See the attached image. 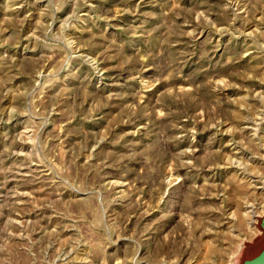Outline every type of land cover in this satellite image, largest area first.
I'll return each instance as SVG.
<instances>
[{
  "label": "rangeland",
  "instance_id": "374dc122",
  "mask_svg": "<svg viewBox=\"0 0 264 264\" xmlns=\"http://www.w3.org/2000/svg\"><path fill=\"white\" fill-rule=\"evenodd\" d=\"M0 264H264V0H0Z\"/></svg>",
  "mask_w": 264,
  "mask_h": 264
}]
</instances>
